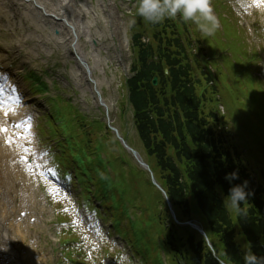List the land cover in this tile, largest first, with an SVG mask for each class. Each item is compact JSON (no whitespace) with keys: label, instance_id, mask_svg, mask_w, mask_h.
Returning a JSON list of instances; mask_svg holds the SVG:
<instances>
[{"label":"trees","instance_id":"trees-1","mask_svg":"<svg viewBox=\"0 0 264 264\" xmlns=\"http://www.w3.org/2000/svg\"><path fill=\"white\" fill-rule=\"evenodd\" d=\"M161 29L164 35L170 36L168 45L163 48L171 53L177 54L181 48L173 38L175 36L173 22L166 19L162 23L154 24ZM135 48L138 53L139 69L136 75L128 82L131 92L130 103L134 108L138 130L147 128L145 122L150 117H155L158 122L154 124L156 134L142 138L145 151L152 158L156 168V177L164 187L167 195L182 220L195 218L201 222L205 231L209 234L213 243L220 245L218 256L227 264H243L241 258L244 251L250 250L257 256L264 257V227L261 218H264V190L258 181L250 176L245 180L247 172H244L240 162L231 161L236 157L233 154H219L217 150L221 147L218 140L214 143V150L207 145L206 134L196 131L195 117L189 113L195 112L200 107V97L196 86L191 89L182 87L175 92L174 100L167 101L162 94L156 93L150 86V81L156 72H159L153 64L146 65V49L138 44V37H133ZM158 58L162 64L170 69V79L193 81L197 85L205 84L191 75L183 66H179L175 60L159 50ZM203 79V78H201ZM165 112L174 114L169 121L162 119ZM210 117V116H209ZM173 120V121H172ZM195 151L203 155L204 159L195 158ZM202 157V156H201ZM209 159V160H208ZM214 166L218 172L230 174L238 173V180L230 183L239 184L247 181L251 192L248 198L249 209L246 214H236L235 220L231 219L225 205L219 196L211 191V178L206 163ZM169 176H167V174ZM91 180L102 183L103 177L99 171ZM223 181H228L225 177ZM194 182V190L197 192L189 195ZM229 182V181H228ZM99 187V184L97 185ZM230 184L224 186L227 189ZM264 220V219H263ZM162 225V221L160 222ZM172 243L176 250L185 246L186 250L192 252L197 261L203 264H217L213 262L209 252L203 246L202 239L191 229L171 225ZM145 235L144 232H141ZM244 237L246 246L235 241L236 236ZM240 261V262H239Z\"/></svg>","mask_w":264,"mask_h":264},{"label":"rangeland","instance_id":"rangeland-1","mask_svg":"<svg viewBox=\"0 0 264 264\" xmlns=\"http://www.w3.org/2000/svg\"><path fill=\"white\" fill-rule=\"evenodd\" d=\"M78 1V0H77ZM76 0H71L72 8L78 12L79 4ZM58 3V1H57ZM52 4V3H50ZM54 5V4H52ZM55 6V5H54ZM87 8L93 10V4H89V1L86 3ZM6 14L10 15V10L4 11ZM19 20H23L24 15L22 11H19ZM90 21H92V15H89ZM2 18H0L1 20ZM254 20L249 21V25L253 24ZM10 25L5 24V31L0 34V46L2 50H4V54L9 59V67L15 69L17 62L19 59H29L28 64L25 65L27 70H30L31 67L42 69H47L50 75V80L55 82L56 87L54 94H59L67 99H70L74 104H77L79 108L88 113L91 117L101 116L98 113V105L97 102L91 93V89L86 84L85 79L82 77H76L75 72L79 74L78 70L74 66V63L69 59L68 56L60 57L57 52L52 49L50 44H45L51 50L50 57H45V55L39 51V46H41V42H38V45L34 42H25L24 37L28 34H32L35 32V28L33 26H24L23 28L19 27L15 30L12 28V23ZM96 29L101 30L105 29L112 33L111 41L117 42L121 40L122 33V25L117 21V16L112 13L103 14V21L95 22ZM244 26V24H242ZM108 27V28H107ZM40 28V27H39ZM44 33L41 32L35 35L36 38L40 40L43 39ZM231 36V35H230ZM233 40V36H231ZM123 40V39H122ZM18 42L19 48L16 49V43ZM81 48L83 49V44L81 43ZM112 50V49H110ZM18 51V56H14L13 53ZM114 52V56L117 55L121 60V70L115 71V67H112V62L107 58L104 54L99 53V59L101 61V66L106 67V63L111 66V71L109 72L105 69V74H100L99 70L96 72L95 79L99 82L101 87V93L106 103L109 106V110L111 112L112 121L115 123V127H121L123 132H126L129 140L135 145L137 149H139V145L135 139V135L132 129V121H131V113L130 110L126 113L125 117L119 116L118 102L120 101L122 93L119 91V83L122 81L124 77L128 76V70L130 65V53L126 47L124 42L118 43V46L112 50ZM101 69V68H99ZM74 73V77L72 75ZM20 80V77H18ZM29 82L24 83L25 86H28ZM236 97V96H235ZM28 103H32L34 106L39 102L37 100V96L27 97ZM46 109H44L45 111ZM140 150V149H139Z\"/></svg>","mask_w":264,"mask_h":264},{"label":"clouds","instance_id":"clouds-1","mask_svg":"<svg viewBox=\"0 0 264 264\" xmlns=\"http://www.w3.org/2000/svg\"><path fill=\"white\" fill-rule=\"evenodd\" d=\"M137 15L151 24H159L166 19H173L179 16L184 23H193L200 33L210 37L219 27V22L214 15L211 0H138ZM135 24V21L132 22ZM238 178L237 172L225 176L231 182ZM247 181L242 185H236L229 191L226 198V207L234 209L243 215L241 202H246L250 192H246ZM244 264H264V257L257 256L251 251L244 256Z\"/></svg>","mask_w":264,"mask_h":264},{"label":"bare ground","instance_id":"bare-ground-1","mask_svg":"<svg viewBox=\"0 0 264 264\" xmlns=\"http://www.w3.org/2000/svg\"><path fill=\"white\" fill-rule=\"evenodd\" d=\"M14 2H16L17 4H22V0H13ZM0 2H2V0H0ZM64 3H65V0H62V3L61 4H63V6H64ZM28 5V9H29V12H31L32 10H36V8H35V6L34 5H32V4H27ZM62 7V6H61ZM43 23H48V25H51L52 26V28H49V30L50 31H52V29H53V26L55 25L54 23H52V21L51 20H49V19H44L43 18ZM72 25V24H71ZM57 28H58V30H59V32H60V36L59 37H57V38H54V41H55V45L58 47V43L59 44H63L64 42H63V40L65 39V37H64V35H63V33L64 32H68L63 26H61V25H57ZM81 35V32L80 31H77V36H80ZM52 38H51V36H50V38H49V40H51ZM80 52V51H79ZM81 53V52H80ZM81 55L84 57V58H86V56L85 55H83L82 53H81ZM87 56H89L88 54H87ZM94 68L95 67H91V70L92 71H94ZM5 70V72H6V74H5V78H6V83H8L9 84V86L11 87V90L16 94V96L17 97H19V98H23V86H21V85H16V86H14V84H13V81H12V79H11V75L9 74V73H7V70L6 69H4ZM23 102L25 103V100H23ZM4 153H5V150L2 148V147H0V157L1 156H3L4 155ZM9 153H5V155H8ZM2 171H5V173H8V174H10L11 175V177L13 178V183H14V180L15 179H19L20 177H22L21 176V174L19 173V170L16 168V167H13V166H11V165H6V163L5 162H3V163H1V165H0V179L1 180H4L5 179V175H4V173H2ZM12 174H13V176H12ZM8 181H10V178H9V180ZM13 183H12V185H11V187H10V190H11V192H12V194L16 197V198H18L19 197V187L16 185V187H17V189L14 187L13 188ZM15 191H17L18 193L16 194V192ZM19 229V228H18ZM19 236V235H18ZM1 239H2V243L3 244H5L7 241H8V239H4L2 236H1ZM28 257V256H27ZM27 257H23L22 258V262L24 263V262H29V259L27 258Z\"/></svg>","mask_w":264,"mask_h":264},{"label":"snow or ice","instance_id":"snow-or-ice-1","mask_svg":"<svg viewBox=\"0 0 264 264\" xmlns=\"http://www.w3.org/2000/svg\"><path fill=\"white\" fill-rule=\"evenodd\" d=\"M4 131H6V129H4Z\"/></svg>","mask_w":264,"mask_h":264}]
</instances>
